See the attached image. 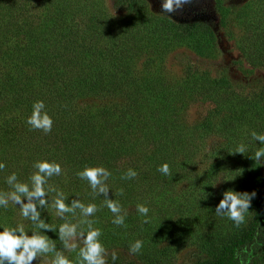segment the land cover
<instances>
[{"label":"trees","instance_id":"1","mask_svg":"<svg viewBox=\"0 0 264 264\" xmlns=\"http://www.w3.org/2000/svg\"><path fill=\"white\" fill-rule=\"evenodd\" d=\"M138 3L139 14L126 19L112 14L104 0H1L0 193L13 191L7 183L12 174L17 182L30 184L37 162L59 164L61 173L45 185L47 203L38 206L40 220L55 222L54 202L62 193L66 205L79 201L95 205L96 212L83 217L76 209L65 213L60 225L76 224L78 232L86 233L89 223L81 221H89L91 229L101 231L105 250H131L141 241L137 253L151 260L156 255L148 251L149 244H157L166 229L178 223L187 228L188 219L195 221L183 215L189 196L199 198L192 205L199 218L207 216L204 210L212 206L215 190L206 177H216L221 165L211 173L200 165L207 164L208 155L199 151L201 159L195 162L196 151L187 150L190 130L182 113L193 98L190 82L172 86L152 70L158 66L157 48H147L145 74L137 67L145 39L152 46L160 44L158 38L165 40L163 54L181 44L193 46L209 33L207 26L173 24ZM134 5L130 7L136 10ZM203 89L197 96L206 100L205 83ZM84 99L101 102L81 105ZM40 101L53 121L48 132L27 123ZM164 164L169 175L159 171ZM86 168L110 174L104 181L106 192H99V186L93 190L81 178ZM130 171L136 175L129 177ZM180 180L187 181L183 189H178ZM109 201L119 205L122 225L113 223L117 214L108 208ZM255 202L247 228L223 241L214 228L208 233L205 246L213 258L202 264H264V195ZM141 205L148 208L147 217L139 213ZM19 211L12 204L0 207V230L18 227ZM177 214L179 220L174 219ZM24 222L40 229L31 220Z\"/></svg>","mask_w":264,"mask_h":264},{"label":"rangeland","instance_id":"2","mask_svg":"<svg viewBox=\"0 0 264 264\" xmlns=\"http://www.w3.org/2000/svg\"><path fill=\"white\" fill-rule=\"evenodd\" d=\"M138 1L104 0V3L112 14H123L127 19L139 14ZM11 2L8 0V3ZM131 3L135 4L134 8H138L132 9ZM142 3L154 15L170 23L181 26L205 25L209 30L203 39L196 38L198 40L193 46L181 44L163 54L160 53L166 50L165 40L158 38L160 44L152 46V40L145 39L146 48L141 52L137 67L145 74L147 48L153 52L157 48L158 60L155 63L158 66L152 70L160 72L172 86L190 82L189 90L193 92V98L182 113L185 125L190 130L187 150L196 151V156L193 154L195 162L201 159L199 151L208 155L210 159L206 161L207 164L200 165H206L211 173L218 164L221 169L211 180L209 176L206 177V182L215 190L210 201L212 206L208 207V211L204 210L207 216L199 218L200 211L192 208L199 198L190 197L187 190L185 196H189L186 201L189 209L183 215L191 216L195 221L188 219L187 228L178 223L171 230L166 229L157 244H149L148 251L155 254V258H141L137 252L122 247L107 249L105 258L107 264H113V253L117 255L115 264H202L213 258L210 248L205 246L209 239L208 233L210 235L214 228L216 237L223 241L232 232L247 228L255 212V200L264 195V159L257 161L255 156L257 151L264 149V143L255 140L252 135H264V0H190L171 14L162 12L161 0H141ZM162 36L168 39L166 34ZM204 83L208 93L206 100L197 96L198 91H204ZM100 102L84 99L80 104L95 106ZM241 145L245 147L244 153H236ZM200 170L203 172L206 169ZM186 185L187 181L184 180L177 184L178 189ZM229 190L256 193L239 225L227 215L215 211L223 193ZM9 204L20 210L19 205L12 201ZM179 217L180 214H177L174 219L179 220ZM208 219H212V224L207 222ZM24 220L20 210L16 215L18 227L22 226L29 235L43 233L49 243L55 246L54 252L38 256L33 264H53L57 253L65 256L70 264H84L80 256V250L84 247L82 238H67V244H75L76 247H65V241L59 237L61 216L57 213L55 222L48 224L54 229L52 231L38 230L36 226L28 228L29 223Z\"/></svg>","mask_w":264,"mask_h":264},{"label":"clouds","instance_id":"3","mask_svg":"<svg viewBox=\"0 0 264 264\" xmlns=\"http://www.w3.org/2000/svg\"><path fill=\"white\" fill-rule=\"evenodd\" d=\"M190 0H161L162 12L171 14L174 11L182 8L184 4L189 3ZM45 105L42 101L33 105V114L28 119L27 123L36 129H43L45 132L51 131L53 121L46 114L43 113ZM253 138L260 143H264V135L253 133ZM245 147L241 145L236 153L243 154ZM256 160L260 161L264 159V149L255 153ZM37 169L36 173L30 178L29 183L17 182V176L15 174L10 175L7 178V183L13 188V191L7 193H0V207H7L9 201H12L15 205H19L21 215L28 220H31L40 229L52 231L54 230L49 225L40 220V211L38 206L42 207L47 203L45 197L47 191L45 185L48 178L53 175H59L61 168L59 164L50 163L47 161L37 162L35 165ZM3 165L0 164V168ZM159 171L164 175H169V166L167 164L162 165ZM82 179H87L93 188L103 193L107 191L104 186V181L110 175L103 168H86L80 174ZM135 172L130 171L129 177H134ZM256 193H239L233 190H229L223 193V198L216 206L215 211L220 215H227L229 219L234 221L237 225L243 222L245 213L249 211L251 206V200L255 197ZM27 201V202H25ZM55 208L59 216H63L65 213H73L76 209H80L83 217H88L96 212L95 205L85 206L79 201H73L71 206L66 205L65 198L62 193L58 194V198L55 200ZM112 213L117 214L113 223L122 225L124 223V217L119 215L120 207L118 204L109 201L107 204ZM138 211L140 214L147 217L148 208L145 206H139ZM82 223H89V230L78 232V225L64 223L59 228V237L62 241H65V247H73L76 245H68L67 238L81 237L84 247L80 250V256L84 264H107L106 250L100 241L101 231L99 229H91L90 222L82 220ZM147 222V220L145 221ZM142 247V242L137 241L131 248L133 252H138ZM55 251V246L49 243V240L43 235L27 234L22 226L16 228H9L0 230V264H33V261L42 254H47ZM117 260L116 253L112 254V261L115 264ZM53 264H70V261L63 255L57 253Z\"/></svg>","mask_w":264,"mask_h":264}]
</instances>
